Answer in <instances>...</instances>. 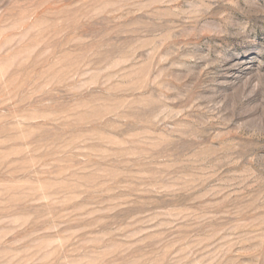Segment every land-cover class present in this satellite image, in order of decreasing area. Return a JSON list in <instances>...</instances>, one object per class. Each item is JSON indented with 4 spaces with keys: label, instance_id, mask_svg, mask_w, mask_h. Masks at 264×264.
<instances>
[{
    "label": "rangeland",
    "instance_id": "1",
    "mask_svg": "<svg viewBox=\"0 0 264 264\" xmlns=\"http://www.w3.org/2000/svg\"><path fill=\"white\" fill-rule=\"evenodd\" d=\"M0 264H264V0H0Z\"/></svg>",
    "mask_w": 264,
    "mask_h": 264
}]
</instances>
